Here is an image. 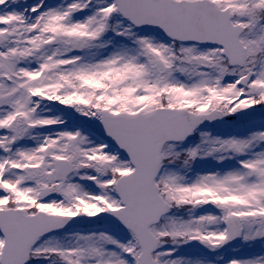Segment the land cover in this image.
<instances>
[{"label":"snow or ice","instance_id":"1","mask_svg":"<svg viewBox=\"0 0 264 264\" xmlns=\"http://www.w3.org/2000/svg\"><path fill=\"white\" fill-rule=\"evenodd\" d=\"M0 264H264V0H0Z\"/></svg>","mask_w":264,"mask_h":264}]
</instances>
